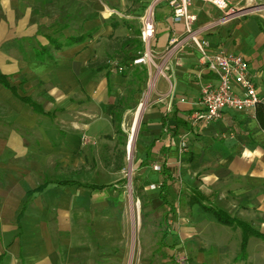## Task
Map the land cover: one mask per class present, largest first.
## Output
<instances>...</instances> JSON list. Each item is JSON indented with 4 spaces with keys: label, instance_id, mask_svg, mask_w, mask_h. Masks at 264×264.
<instances>
[{
    "label": "crops",
    "instance_id": "crops-1",
    "mask_svg": "<svg viewBox=\"0 0 264 264\" xmlns=\"http://www.w3.org/2000/svg\"><path fill=\"white\" fill-rule=\"evenodd\" d=\"M150 2L0 0V78L8 83L0 81V264H177L179 256L264 264V2L249 0L250 15L213 27L222 12L194 0L208 55L243 56L263 99L256 110H226L222 120L196 125L201 90L219 77L165 4L156 10L155 64H133L144 53ZM175 39L184 48L171 54ZM143 70L140 89L153 86L134 140L133 205L126 181L105 170L100 154L116 133L121 86ZM206 208L251 227L244 253L243 229Z\"/></svg>",
    "mask_w": 264,
    "mask_h": 264
},
{
    "label": "built area",
    "instance_id": "built-area-1",
    "mask_svg": "<svg viewBox=\"0 0 264 264\" xmlns=\"http://www.w3.org/2000/svg\"><path fill=\"white\" fill-rule=\"evenodd\" d=\"M200 1L211 3L222 12L223 16L213 23V27L226 25L234 19L246 17L256 9L251 4L241 8L239 5H234L232 0ZM193 2L194 0H151L141 18V41L144 46V53L134 60L133 64H155L152 44L156 36V10L160 5H168L171 9L172 21L174 23H183L186 27L184 41L191 43L198 49L203 56V65L219 77L217 86L206 85L202 88L201 110L192 115L191 121L193 125L218 122L223 119L226 110L241 112L256 110L263 103V99L259 96L257 87L250 75L247 61L241 55L231 54L224 50L208 55L209 41L203 39L201 32L194 28L197 16L192 14L190 10ZM184 41L173 40L168 52L174 54L176 50L179 49L180 51L183 49ZM109 64L115 67L119 73L124 72V68L118 66L117 63L110 61ZM160 72L164 74L162 69H160ZM172 73H174L173 70ZM236 86L239 87V92L235 90ZM187 149V143L183 142L179 149L180 154H184ZM154 170L161 171V167L155 166ZM152 188L155 187L152 186ZM176 263L189 264V261L186 256H179L176 258Z\"/></svg>",
    "mask_w": 264,
    "mask_h": 264
},
{
    "label": "rangeland",
    "instance_id": "rangeland-1",
    "mask_svg": "<svg viewBox=\"0 0 264 264\" xmlns=\"http://www.w3.org/2000/svg\"><path fill=\"white\" fill-rule=\"evenodd\" d=\"M254 1V0H253ZM258 1V0H255ZM260 2H264V0H259ZM249 0H239V7L243 8L250 4ZM253 5V4H251ZM254 6V5H253ZM126 88L124 96L120 98L118 105L115 107V113H118L122 116V133L121 135L114 133L112 139L109 140V144L107 145V152H103L100 154V161L102 162L103 167L106 171L113 174V178L116 179L121 177L122 181H126L125 183V192L128 196L129 202L133 205L138 202L134 199V178L136 177V144L133 146L132 153L130 154L127 151L128 142H129V129L131 127L134 114L138 108V106L144 102L145 107L143 114L150 102L151 94H152V85H146V87L141 90L140 85L138 83H134V85H126L121 86L123 90ZM141 92L138 102L134 101L135 96L134 93ZM137 97V98H138ZM142 117L141 122L142 123ZM139 130V129H138ZM138 133V132H137ZM130 154V157H129Z\"/></svg>",
    "mask_w": 264,
    "mask_h": 264
},
{
    "label": "trees",
    "instance_id": "trees-1",
    "mask_svg": "<svg viewBox=\"0 0 264 264\" xmlns=\"http://www.w3.org/2000/svg\"><path fill=\"white\" fill-rule=\"evenodd\" d=\"M73 41L74 40H72L70 42H73ZM57 47H58L57 49H61V46H57ZM48 52H49L48 49H44L43 51L39 52L38 53L39 60H43V58L48 54ZM133 77H134V79H136V81L134 82L135 84L139 83V82H143L147 78V70H143L140 73L137 71V73H135ZM0 81L3 85L8 86V83L6 82V79L4 77H1ZM136 93H139V92H136ZM258 117L262 119V117H263L262 109L258 110ZM113 122H114V128H115L116 134H119V135L123 134L122 133V116L119 115L118 113L114 112ZM206 210L209 211L210 213H212L221 224H223L225 226L233 227V228L239 227V228L243 229L244 241H243V245H242V252L244 253L245 249H246L248 238L252 235H255V233L253 232L251 227H249L248 225H246L240 221L232 219L231 217H229L224 212H222L218 209H214V208L213 209H207L206 208Z\"/></svg>",
    "mask_w": 264,
    "mask_h": 264
},
{
    "label": "bare ground",
    "instance_id": "bare-ground-1",
    "mask_svg": "<svg viewBox=\"0 0 264 264\" xmlns=\"http://www.w3.org/2000/svg\"><path fill=\"white\" fill-rule=\"evenodd\" d=\"M144 107H145V103L142 102L135 114H134V118L131 124V127L129 129V142H128V147H127V151L131 154L132 150H133V146H134V140L136 139L137 136V132L140 126V121H141V117H142V113L144 111Z\"/></svg>",
    "mask_w": 264,
    "mask_h": 264
},
{
    "label": "water",
    "instance_id": "water-1",
    "mask_svg": "<svg viewBox=\"0 0 264 264\" xmlns=\"http://www.w3.org/2000/svg\"><path fill=\"white\" fill-rule=\"evenodd\" d=\"M129 156H130V154H129Z\"/></svg>",
    "mask_w": 264,
    "mask_h": 264
}]
</instances>
